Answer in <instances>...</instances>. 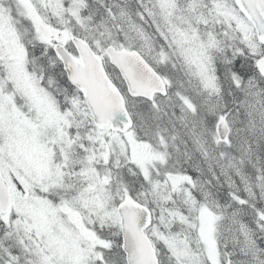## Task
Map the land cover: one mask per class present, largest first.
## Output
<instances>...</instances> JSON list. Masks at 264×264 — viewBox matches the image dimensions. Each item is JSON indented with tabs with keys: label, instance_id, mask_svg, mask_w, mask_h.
<instances>
[{
	"label": "snow or ice",
	"instance_id": "1",
	"mask_svg": "<svg viewBox=\"0 0 264 264\" xmlns=\"http://www.w3.org/2000/svg\"><path fill=\"white\" fill-rule=\"evenodd\" d=\"M0 264H264V0H0Z\"/></svg>",
	"mask_w": 264,
	"mask_h": 264
}]
</instances>
